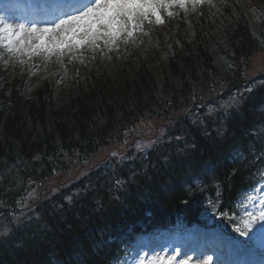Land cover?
Returning <instances> with one entry per match:
<instances>
[{"label": "trees", "instance_id": "obj_1", "mask_svg": "<svg viewBox=\"0 0 264 264\" xmlns=\"http://www.w3.org/2000/svg\"><path fill=\"white\" fill-rule=\"evenodd\" d=\"M214 4L153 28L151 38L123 47L120 57L84 58L65 69L43 65L35 77L14 62L0 64V211L6 215L29 183L65 169L67 160H86L146 114L171 124L146 158L111 171L89 169L47 198L39 188L42 202L28 222L1 218L10 232L0 231V264H111L136 235L180 217L203 224L205 202L216 198L214 182L223 185L222 208H241L237 201L263 167L250 159L258 157L261 136L249 133L263 127L264 84L243 93L227 119H200L189 110L207 90L222 88L223 98L241 90L250 77L240 75L248 60L264 58V0ZM152 39L170 44L173 55L162 59Z\"/></svg>", "mask_w": 264, "mask_h": 264}, {"label": "snow or ice", "instance_id": "obj_2", "mask_svg": "<svg viewBox=\"0 0 264 264\" xmlns=\"http://www.w3.org/2000/svg\"><path fill=\"white\" fill-rule=\"evenodd\" d=\"M204 4L215 7L213 0H0V60L5 65L13 59L25 64L36 56L45 62L55 58L61 65L64 57L70 61L83 60L86 50L105 53L118 50L121 43L129 44L138 33L144 34L145 24L162 25L164 14L172 17L173 9L187 12L189 6L194 9ZM243 100L242 93L230 97L222 105L225 115L238 110ZM216 110L209 107V113ZM249 134L260 133L253 129ZM257 158L264 159V146ZM236 171L233 169L228 178ZM253 179L252 187L237 201L242 208L236 212L221 207L223 185L220 182H214L215 200L205 202L215 219L228 221L231 231L245 239L223 233L206 237V250L195 259L178 245L141 248L135 253L129 247L123 264H250L245 257L257 241L264 250V167L253 173ZM115 184L123 187L125 182L117 179ZM197 187L202 190L201 185ZM67 199L71 202V197ZM225 253L227 256L221 258Z\"/></svg>", "mask_w": 264, "mask_h": 264}, {"label": "rangeland", "instance_id": "obj_3", "mask_svg": "<svg viewBox=\"0 0 264 264\" xmlns=\"http://www.w3.org/2000/svg\"><path fill=\"white\" fill-rule=\"evenodd\" d=\"M246 3V2H245ZM208 5V4H207ZM199 6V5H197ZM174 15L172 17H168L165 13V18L168 20H175L177 17H179L182 13L180 9H173ZM181 11V13H180ZM197 12V11H195ZM193 13V12H192ZM115 51H118L117 49H112ZM91 54L95 53L90 51ZM160 54L163 58H167L172 54V47L171 45H162L160 46ZM263 56V54H262ZM263 57L255 58L252 62L255 64V70L256 72H260V68L263 67ZM210 97V96H208ZM219 97H217L215 100H218L219 106H222L226 101H219ZM211 107H217V106H211ZM209 110V108H208ZM165 121H163L158 116H152L149 119L143 120L139 122L134 128L128 129L125 132V138L121 145L116 144L112 146L111 148H107L106 150H102L99 152L96 156H93L92 159L89 158L87 163H76L73 164L67 171H60L57 170L53 177L45 182V185L47 188H50V186H62L63 184H68V181L71 179H74L78 177L81 173L83 168H90L91 165H97V166H107L111 164V161L113 158H116L117 160H121L124 158L127 154V152L134 150V152H144L147 149L151 147V145H154L155 134L159 132L160 125L164 124ZM112 153H116V155H112ZM110 162V163H109ZM38 186L34 185L33 188L30 189L27 196L23 200H20L17 202L16 210L19 212L20 216L22 214H26L28 212L27 207H29L33 200L36 198V190ZM31 193V195H29ZM27 205V207H24L23 205ZM2 208V207H1ZM16 216V217H20ZM16 217L11 218V222H16ZM18 221V220H17ZM191 236H190V243L193 242V239L201 238L204 234H212L213 236L218 233H223L218 228H207V229H201L199 227H194L190 230ZM211 237V236H210ZM238 237V236H237ZM239 239H245L243 237H238ZM183 241V240H182ZM206 241V239H205ZM259 244L258 248L260 247L259 241H257ZM196 247V246H195ZM256 245L252 247L250 252H254Z\"/></svg>", "mask_w": 264, "mask_h": 264}, {"label": "bare ground", "instance_id": "obj_4", "mask_svg": "<svg viewBox=\"0 0 264 264\" xmlns=\"http://www.w3.org/2000/svg\"><path fill=\"white\" fill-rule=\"evenodd\" d=\"M1 204V206H3V207H5V203H0ZM12 219H10V221H11ZM17 222V221H16ZM206 237H209V235H207V236H203V238L205 239Z\"/></svg>", "mask_w": 264, "mask_h": 264}]
</instances>
